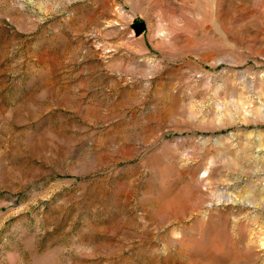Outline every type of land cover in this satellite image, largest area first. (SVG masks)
<instances>
[{
    "label": "rangeland",
    "instance_id": "obj_1",
    "mask_svg": "<svg viewBox=\"0 0 264 264\" xmlns=\"http://www.w3.org/2000/svg\"><path fill=\"white\" fill-rule=\"evenodd\" d=\"M0 264H264V0H0Z\"/></svg>",
    "mask_w": 264,
    "mask_h": 264
},
{
    "label": "water",
    "instance_id": "obj_2",
    "mask_svg": "<svg viewBox=\"0 0 264 264\" xmlns=\"http://www.w3.org/2000/svg\"><path fill=\"white\" fill-rule=\"evenodd\" d=\"M135 26L137 27V31L136 32L140 31L143 28L142 24H137Z\"/></svg>",
    "mask_w": 264,
    "mask_h": 264
}]
</instances>
